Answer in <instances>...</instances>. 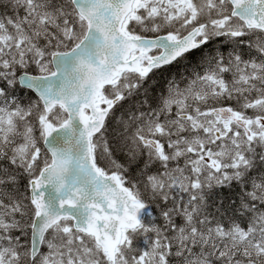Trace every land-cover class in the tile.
<instances>
[{"label":"snow or ice","instance_id":"snow-or-ice-1","mask_svg":"<svg viewBox=\"0 0 264 264\" xmlns=\"http://www.w3.org/2000/svg\"><path fill=\"white\" fill-rule=\"evenodd\" d=\"M0 264H264V0H0Z\"/></svg>","mask_w":264,"mask_h":264}]
</instances>
